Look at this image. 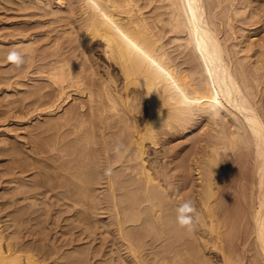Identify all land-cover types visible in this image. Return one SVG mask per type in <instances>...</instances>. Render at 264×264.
Segmentation results:
<instances>
[{
  "label": "bare ground",
  "instance_id": "1",
  "mask_svg": "<svg viewBox=\"0 0 264 264\" xmlns=\"http://www.w3.org/2000/svg\"><path fill=\"white\" fill-rule=\"evenodd\" d=\"M239 1L57 0L62 8L51 10V0H37L48 8L49 28L34 34L22 26L2 36L13 46L4 45L2 60L10 51L23 58L5 71L3 90L23 96L2 98V128L13 134L2 139L0 155L14 163L7 174L21 175L10 176L18 189L0 202V264L89 263L108 242L109 257L96 264H203L209 242L223 264H264V94L252 90L264 68V37L224 32L235 20L256 23L255 9ZM2 2L21 16L39 13L30 0ZM194 115L209 121V144L202 165L192 155L178 164L170 140ZM33 119L30 141L11 127ZM223 168L231 173L223 177ZM32 169L35 176L25 179ZM39 188L49 194L44 207L31 200ZM186 200L200 217L192 232L177 224ZM43 214L54 223L50 230L66 229L69 251L23 240L47 239L48 228L37 226ZM96 230L116 234L98 237ZM158 243L163 248L148 258L147 247Z\"/></svg>",
  "mask_w": 264,
  "mask_h": 264
},
{
  "label": "rangeland",
  "instance_id": "2",
  "mask_svg": "<svg viewBox=\"0 0 264 264\" xmlns=\"http://www.w3.org/2000/svg\"><path fill=\"white\" fill-rule=\"evenodd\" d=\"M29 1V0H28ZM35 1V2H34ZM56 1L57 0H51V3L53 4H51V10L52 9H54V10H56V9H61L62 7L60 6L59 7V5H57V3H56ZM239 1V0H238ZM37 2V0H30V2L28 3V5L29 6H31V7H34V8H36L35 9V11H38L39 13H37V14H34V16L32 15V14H29V15H27V16H21V15H23V12L21 11V12H19V11H15V10H13V9H10V10H8V11H5V9L3 8V2H2V0H0V113H1V110H2V98H3V96H4V94L5 93H7V95H8V98H10V99H14V98H16V99H18L19 97H21V96H23L22 94L23 93H18V91L16 90H14L13 91V89H9V91L8 92H5L4 90H3V86H2V82H3V75L5 74V71L6 70H11L16 64L15 63H13L10 59H9V61H3L2 60V55H3V50L2 49H4L5 48V46H6V48H7V46H8V49L9 48H12L13 46H11V44L9 45H5L3 42H1V41H3L2 40V36L4 35V34H6V33H9V32H13V31H16L18 28H20V27H22V26H31L33 29H31V31L33 30V32H34V30H36L35 31V33L34 34H42V33H44L49 27H47L48 26V24H46L47 23V20L50 18V16L49 15H47L46 14V10H48V8L45 6V4H44V6H42V4L43 3H39V5L38 6H36L35 5V3ZM239 3H241V4H243V5H247V11L250 9H255V11L257 12V15L253 18V17H251L250 18V20H256V23L254 24V26L253 25H251L250 24V22H237L236 20L233 22V27L231 28L232 29V31H230V29H229V31L227 30V28H229V27H225V29H224V32H226L227 33V36L229 37L231 34H232V32H234V35L236 36L237 35V37L238 38H248V39H255V40H259V39H261V38H263L264 37V0H240L239 1ZM250 3V4H249ZM46 7V8H45ZM2 8V9H1ZM30 8V7H29ZM49 9V10H50ZM149 9H150V7H149ZM148 8H147V10H146V14H148V15H150V14H153V10H149ZM30 11H31V9H29ZM29 10H27L26 11V13H28V12H30ZM33 10V9H32ZM247 11H245L244 12V16H243V14H241V17H245L246 15H247ZM44 12V13H43ZM19 14H21V15H19ZM44 15V16H43ZM23 18V19H22ZM248 20V19H247ZM45 23V24H44ZM250 28H252L251 30H249ZM45 29V30H44ZM40 31V33L38 32V31ZM30 31V32H31ZM32 32V33H33ZM231 33V34H230ZM230 34V35H229ZM220 36H221V39L225 36H223V34L221 33L220 34ZM98 42H95L93 45H92V49H93V57L95 58V60L97 61V66H98V70H99V72H104V64H106L105 62V60H104V58L102 57V53H101V45H99V43L97 44ZM5 45V46H4ZM9 46H11V47H9ZM13 49V48H12ZM11 50V49H10ZM10 53H12L11 51H10ZM100 65V66H99ZM102 66V67H101ZM184 68V67H183ZM186 72H188L187 70H186ZM9 74H11V71H10V73ZM255 80V78H254V76H249V80L250 81H252V80ZM253 80V81H254ZM260 83V84H259ZM256 84L258 85L259 84V86H255L254 85V87H253V91L256 93V92H258L259 94L258 95H260V93L261 94H264V68H263V70L259 73V75H257V78H256ZM256 87H258V89L256 88ZM257 90V91H256ZM21 103H20V101H16V103L14 104V105H17V106H19ZM0 116H1V114H0ZM198 116V117H197ZM205 118L202 116H200V115H194V118L192 119V125L190 126V127H188L187 128V130L186 131H180V133L179 134H175V136H172L173 138H171V140H170V146H171V149H173L172 150V152L170 153V155L173 153V154H175V156L176 157H174V159L175 160H177L176 162L178 163V164H181V163H179V160L181 159H183L184 160V158L186 157V155H190L188 158L186 157V159H187V161L186 162H189V158L191 157V155L196 159V161L198 162H196L198 165L199 164H201L202 165V160H203V158H204V153H202V152H204V150H205V146H206V144H207V142H208V144H209V140L207 139L208 137H209V134L207 135V132L209 131V126H208V124H209V121H207V122H205L206 120H204ZM39 121H38V119H33L31 122L30 121H28V122H19V123H11V127H13V128H18V130H17V132L20 134V136L21 135H23V136H25V139L26 140H31V137L30 136H28V134H27V132L29 131V129L32 127V126H34L36 123H38ZM205 123H207V124H205ZM2 124H3V122H2V120H1V118H0V146H3V142H2V139H4L5 137H8V134H13V132H7L8 134H6L5 133V131H4V129L2 128L3 126H2ZM19 126L21 127V128H19ZM208 127V128H207ZM205 129H207L206 131H205ZM209 133V132H208ZM203 137V139H207V140H203L202 139V137ZM200 139H201V141H200ZM9 140H13V139H9ZM18 140H19V142H17V145H24V143H23V139H21V141H20V139L18 138ZM206 141V142H205ZM13 142H16V141H14L13 140ZM200 143V144H199ZM202 143V144H201ZM204 143V144H203ZM2 144V145H1ZM200 145V146H199ZM203 145H205V146H203ZM25 146H29V144H25ZM173 146V147H172ZM174 146H175V149H174ZM203 146V147H202ZM200 147V148H199ZM25 147H23V149H24ZM162 148V147H161ZM202 148V149H201ZM203 148H204V150H203ZM199 149V150H198ZM24 150H27L26 148L24 149ZM202 150V151H201ZM176 151V152H175ZM45 153H42L43 155H47L48 153H46L47 151H44ZM175 152V153H174ZM164 153H162V152H160V154H159V157L160 158H165L164 156L165 155H163ZM167 155H169L168 153H167ZM178 155V156H177ZM203 156V157H202ZM184 157V158H183ZM171 158H173V156H171L170 157V159ZM174 160V161H175ZM180 160V161H181ZM185 161V160H184ZM201 161V162H200ZM191 162V161H190ZM183 163H185V162H182V164ZM14 163H13V161L11 160V157L8 155H5V156H1L0 155V202H2V201H4L7 197H9L12 193H14V192H16V190L18 189V188H16V186H19V184L17 185L16 183H14V182H12V181H9L8 179L10 178V176H20L21 174L20 173H16V174H7L6 173V169H7V167L8 166H12ZM172 166H173V164H172ZM171 166V167H172ZM200 166V165H199ZM235 164L234 165H232V168H235ZM198 167V166H197ZM177 168V167H176ZM191 169H192V167H191ZM172 171L174 170V171H177V172H175V173H180L182 170H183V167H182V170H180V168H178V170H176V169H174V168H172L171 169ZM180 170V171H179ZM185 172H188V171H185ZM190 172H192V174H193V171H190ZM28 173V174H27ZM32 173V174H31ZM184 173V172H183ZM222 173H223V177H225V175H228V174H230L229 173V170H227V168H223V170H222ZM6 174V175H5ZM35 172H34V170L32 169V171L31 170H28L27 172H25V175L24 174H22V176L24 175L25 176V179L27 178V179H30V178H32V177H34L35 175ZM180 174H182V173H180ZM191 174V175H192ZM6 176H8V177H6ZM37 176H39V177H41L42 175L41 174H38ZM193 177H194V174H193V176H192V179H193ZM177 178L178 177H174V178H172V179H174L173 181H176L177 180ZM195 179V178H194ZM193 179V180H194ZM7 180V181H6ZM195 181H196V179H195ZM10 182H12V183H10ZM13 185H15V186H13ZM13 186V187H12ZM10 187V188H9ZM21 187V186H20ZM12 188V189H11ZM27 188V187H26ZM7 189H9L8 191H7ZM45 188H39V190L40 191H43ZM187 189H189V188H186V189H184V190H182V191H187ZM5 191V192H4ZM6 193V194H5ZM44 194H47V195H44ZM18 196H21V194L19 195V193L15 196V197H18ZM48 196H49V194L48 193H46L45 192V190H44V192L43 193H38L37 194V196L35 197V198H33V199H31L32 201H35V202H37V203H39L40 202V204H38L36 207H44L45 206V200H46V198L48 199ZM28 201L29 200H25V201H23L21 204L23 205V204H27L28 203ZM17 206H20V204H18ZM10 210H11V208H9ZM3 215V212H1V214H0V216H2ZM46 215L47 214H43V216H40L41 218V221H39V222H37V226L40 228V229H46V227L48 228L47 229V232H48V235H47V239L45 240V241H37V240H35L34 238H33V236H31V235H26V236H24V238H23V240L24 241H27V242H34V243H36V244H38V243H44L45 244V246L47 247L48 246V248L50 247V245H52V244H54L55 242V244L56 245H61L62 244V246L60 247V252H66V249H67V251H69L68 249H70L72 246H65L64 244H65V241H66V239L65 238H67L69 235L67 234V232L65 231L66 229H64V228H61L60 230H62V231H59L58 229L59 228H56V230L55 231H57L58 230V232L57 233H55V231L54 230H50V227H53L54 226V223H52L51 221V219L49 218V217H46ZM4 217H5V219H8L7 221H4L5 223H7V222H10L9 221V216H3L2 217V219H4ZM50 217H51V215H50ZM64 216H62L61 218H63ZM49 218V219H48ZM43 220V221H42ZM37 220H34L33 222L35 223ZM43 222V223H42ZM63 222V221H62ZM52 223V224H51ZM61 223V222H60ZM1 224H3V223H1ZM62 224V223H61ZM41 226H42V228H41ZM10 230V229H9ZM50 230V231H49ZM97 231V230H96ZM102 231V230H101ZM101 231H97L96 233H97V235H98V237H100V235L102 234V233H100ZM7 232H8V230H7ZM62 232V233H61ZM65 232V233H64ZM74 232H75V235L76 234H78V231H76V229L74 230ZM77 232V233H76ZM105 232V231H104ZM114 234H116V231H114L113 232ZM113 233H111V234H113ZM108 234V235H107ZM111 234L109 235V233H106L105 232V234L104 235H106V236H108V238H112V236H111ZM59 235L61 236L60 238H58L59 237ZM63 235V236H62ZM103 234L101 235V236H104ZM66 236V237H65ZM26 238V239H25ZM63 240H65V241H63ZM209 240H210V235H209ZM54 241V242H53ZM62 241V242H61ZM49 243V244H48ZM52 243V244H51ZM61 243V244H60ZM78 243V242H77ZM110 242H108V243H106L104 246H103V251L100 253V255H97V256H95L94 258H92L90 261H89V263L87 262V263H82V264H96L97 262H99V261H101V259H103L102 257H104V258H108L109 256V250L110 249H112V246H111V248H110V246L108 245ZM48 244V245H47ZM156 245V244H155ZM152 246V247H147V252H149V254H148V258H152V256H153V252H159L163 247H161L162 245H161V243H158V245H156V246ZM114 247V246H113ZM155 247V248H154ZM158 247V248H157ZM104 248H106V249H104ZM154 248V249H153ZM212 247H211V243L209 242V245H208V247H207V249H206V257H207V259H209V260H214V261H216V262H218L219 264H223V263H221L222 261H221V258L219 257H214V255L212 254V251H210V249H211ZM151 249V250H150ZM157 249V250H156ZM64 250V251H63ZM212 250V249H211ZM124 251V250H123ZM107 252H108V254H107ZM103 253H106L104 256H103ZM117 250H116V248L114 249V253L113 254H115L114 256H116L117 257V255H119V253H117ZM121 253H123L122 251H121ZM152 253V254H151ZM123 256H125V255H127L128 256V253H123L122 254ZM167 255H169V253L167 254ZM90 256V255H89ZM102 256V257H101ZM127 256H125V257H127ZM130 257H127V259H129ZM212 258V259H211ZM251 258V257H250ZM49 259V258H48ZM47 259V261L46 262H49L50 260H48ZM216 259V260H215ZM130 260V259H129ZM209 260H208V263H203V264H209ZM250 259H247V258H245L244 259V261H243V264H251V262L249 261ZM247 261V262H246ZM93 262H95V263H93ZM183 264V263H181V262H179V261H176V262H170V261H164V263L163 264ZM116 264H119V263H116Z\"/></svg>",
  "mask_w": 264,
  "mask_h": 264
},
{
  "label": "clouds",
  "instance_id": "3",
  "mask_svg": "<svg viewBox=\"0 0 264 264\" xmlns=\"http://www.w3.org/2000/svg\"><path fill=\"white\" fill-rule=\"evenodd\" d=\"M9 59L18 67L23 63L22 56L15 51L10 54ZM176 212L178 226L182 229H186L188 232H192L196 223L200 220L194 202L192 200H186L180 203Z\"/></svg>",
  "mask_w": 264,
  "mask_h": 264
}]
</instances>
